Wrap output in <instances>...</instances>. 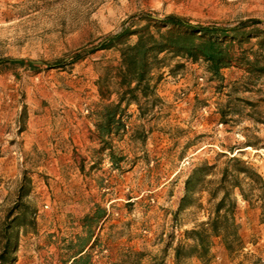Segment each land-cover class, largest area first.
I'll return each instance as SVG.
<instances>
[{
    "label": "rangeland",
    "instance_id": "obj_1",
    "mask_svg": "<svg viewBox=\"0 0 264 264\" xmlns=\"http://www.w3.org/2000/svg\"><path fill=\"white\" fill-rule=\"evenodd\" d=\"M137 14L232 28L264 21V0H0V226L21 187L36 218L35 227H19L15 264H74L87 247L92 264H132L137 252L139 264L174 263L185 232L208 221L218 201L199 190L175 219L194 167L218 166L207 178L212 188L227 153L264 179V79L250 82L237 66L222 71V82L203 62L163 69L160 102L145 118L129 107L127 131L112 139L119 166L96 154L92 114L115 99L103 100L98 82L119 53L90 50ZM230 100L236 107L221 123ZM235 195L242 242L229 251L215 238L207 261L188 264H264V200L250 205ZM98 208L105 219L87 226Z\"/></svg>",
    "mask_w": 264,
    "mask_h": 264
},
{
    "label": "trees",
    "instance_id": "obj_2",
    "mask_svg": "<svg viewBox=\"0 0 264 264\" xmlns=\"http://www.w3.org/2000/svg\"><path fill=\"white\" fill-rule=\"evenodd\" d=\"M258 25H264V21H244L231 28L195 24L174 14L163 17L153 14L130 16L124 21L120 32L104 37L90 50V53H94L115 49L119 53L118 65L98 82L101 98L111 100L115 95V99L92 114L101 144L96 154L107 152L112 163L119 166L124 157L116 156L112 139L127 131L124 118L129 107L135 105L140 118H145L160 102L157 86L163 77V69H171L170 73L174 74L175 70L185 67V62H203L211 79L218 82L223 80L222 71L233 66L244 69L248 74L246 79L250 82L264 79V30L255 28ZM252 37L260 38L256 44H252ZM245 43L250 47L245 49ZM84 54L77 53L75 59ZM171 62L176 63L174 69L171 68ZM14 63L22 64L24 61L14 60ZM111 84H114L112 90ZM230 88L232 95L234 90ZM234 103L235 100H230L227 110H219L221 123L225 122L227 112L236 107ZM230 152L235 154L232 149ZM221 157L226 158V161L214 187L207 188V185L213 184L207 178L218 166L207 161L194 167L185 183L184 194L174 213L175 219L193 205L194 194L199 190L209 191L211 200L218 201L208 221L185 232L187 242H180L174 249L175 264H188L187 260L191 258L207 261L215 238H219L229 251H234L242 242L240 224L235 217L238 208L235 194L238 193L250 205H254V200H264L263 177L235 155L230 157L227 153H221ZM96 164L94 162L92 168ZM25 196L27 193L21 187L15 203L1 223L0 264L16 263L19 227L36 226L35 211L24 202ZM105 216V211L98 208L84 221L92 227L105 219ZM83 251L74 256V264H92L90 256H78ZM137 255L132 264H139L142 254L137 252Z\"/></svg>",
    "mask_w": 264,
    "mask_h": 264
},
{
    "label": "crops",
    "instance_id": "obj_3",
    "mask_svg": "<svg viewBox=\"0 0 264 264\" xmlns=\"http://www.w3.org/2000/svg\"><path fill=\"white\" fill-rule=\"evenodd\" d=\"M88 248V247H87ZM87 248L84 249L83 252H81V254H79L78 256H83L85 253H86V250ZM72 260H74V257L72 258ZM169 264H174L173 261L171 260V262H169ZM225 264H233V263H230L229 260H226V263Z\"/></svg>",
    "mask_w": 264,
    "mask_h": 264
}]
</instances>
